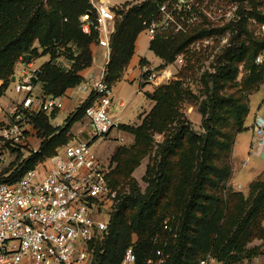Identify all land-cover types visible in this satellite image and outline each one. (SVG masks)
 Segmentation results:
<instances>
[{
	"label": "trees",
	"instance_id": "16d2710c",
	"mask_svg": "<svg viewBox=\"0 0 264 264\" xmlns=\"http://www.w3.org/2000/svg\"><path fill=\"white\" fill-rule=\"evenodd\" d=\"M161 1L148 0L136 5L126 2L123 5L131 6L126 12L114 8L119 18L115 21L110 61L105 73V82L111 89L123 79L135 55L137 38L146 28L145 22L159 18ZM87 14L92 19L94 9L89 0H0V82L6 85L11 80L16 63L34 53L33 45L38 42L53 58L58 44L73 43L80 51L72 55L73 66L68 71L59 68L52 60L43 66L39 81L43 84L44 96L63 97L82 84L85 80L83 72L93 64L91 46L97 44L95 32L87 35L82 31L80 19ZM241 16L239 22L229 26L232 35L229 46L219 57V66L207 75L211 92L200 111L203 132H189L183 124L178 133L167 139L165 149L161 148L159 153V163L149 172L150 185L144 193L131 174L150 150V139L144 132L146 123L158 120V126L163 128L170 119L173 100L183 94L171 90L156 98L159 105L151 118H145L141 127L120 126L121 130L135 132L139 142L134 149L120 150L116 156L118 169L109 181L114 188L119 190L121 187V202L110 221L109 236L103 244L96 246L92 264H120L130 246H134L138 264H142L153 250L152 239L160 227L163 229L168 214L175 217L172 226L177 237L171 238L166 248L169 255L167 264H198L209 254L220 264H237L244 255L248 259L256 255V252L247 250V245L257 237L262 238L263 234L260 225L264 219V171L251 183V195L246 201L240 199L232 186L225 190L221 187L232 177V165L227 156L232 153L235 136L242 131L250 114L247 96L225 102L219 92L224 75L237 77L239 73H232L228 62L237 56L238 63H244L245 70L251 73L245 80V89L249 93L257 91L264 80V64L256 63V58L264 51V39L253 37L246 29L245 15L242 13ZM251 18L264 25V13L256 7ZM196 29L167 40L158 38L151 42L150 49L166 64L172 63L195 40L204 36L205 32ZM244 35L249 42L243 39ZM4 89L5 86L0 87V97ZM146 96L150 98L149 94ZM95 99L96 94L92 92L59 127L51 124L57 110L31 117L38 137L43 140L42 145L37 152L30 151L23 160V170H16L5 179L16 181L53 157L71 140L72 127L85 116ZM224 103L231 108L234 120L226 134L219 125ZM186 131L198 143L190 169L185 167V155L180 152ZM12 152L19 154L21 159L20 149H12ZM126 186L130 192L124 195ZM236 201L240 205L237 206ZM134 235L138 239L133 244Z\"/></svg>",
	"mask_w": 264,
	"mask_h": 264
},
{
	"label": "built area",
	"instance_id": "2783aa9c",
	"mask_svg": "<svg viewBox=\"0 0 264 264\" xmlns=\"http://www.w3.org/2000/svg\"><path fill=\"white\" fill-rule=\"evenodd\" d=\"M193 0H162L159 18L145 22L144 33L152 42L188 33L196 26L197 11ZM94 9L81 17L82 31L96 33L97 45L111 54V38L117 14L112 6L91 0ZM181 67L183 54L176 58ZM264 64V53L256 58ZM106 68L93 85L82 83L77 90L96 99L85 112L92 128V139L73 140L58 149L42 169L26 172L16 181L0 182V264H92L97 244L109 236L112 215L121 202L119 190L109 181V168L94 148L93 139H104L113 133L121 138L120 122L112 115L113 90L105 82ZM36 70L23 66L15 76L14 89L23 99L4 106L0 98V147L29 148L27 133L31 117L40 112L52 113L63 108L61 97H34ZM141 83L154 82L158 76L151 65L142 67ZM87 96V97H88ZM122 139V138H121ZM30 149V148H29ZM36 152L37 150H31ZM264 151V117L253 122L251 155L261 158ZM249 159L243 165L247 166ZM7 176L6 178H8ZM241 188V186H239ZM177 237L171 222L152 239L153 250L142 264H167V246ZM210 256L198 264H211ZM120 264H138L134 246H130Z\"/></svg>",
	"mask_w": 264,
	"mask_h": 264
},
{
	"label": "rangeland",
	"instance_id": "374dc122",
	"mask_svg": "<svg viewBox=\"0 0 264 264\" xmlns=\"http://www.w3.org/2000/svg\"><path fill=\"white\" fill-rule=\"evenodd\" d=\"M127 1L128 0H107L110 6L123 12H126L131 6L117 5L124 4ZM145 1L148 0H131L130 4L136 5ZM89 2H91V0H89ZM192 4L198 15L194 28L197 27L196 30L203 31L205 34L201 38L199 37L195 40L182 53L185 56L186 64L181 67L176 63L175 59L174 62L169 64L162 61L163 63L160 65H155L145 59H141L139 65L141 67L150 64L153 65L154 68H156L158 78L153 83H141V77H139L140 83L137 81L133 84H125L118 94L115 89L113 91L116 100H123L127 107L118 109L114 101L112 105V115L118 114L122 117L121 126L126 125L133 128L141 127L145 118H151L153 110L159 105L156 98L160 95H164L171 90H176L183 94L180 98L178 97L173 100L169 111L170 119L164 124L163 128L158 126V120H155L153 123H146L144 132L149 136L150 150L147 155L140 160L139 165L131 174V178L136 181L139 189L143 193L150 185L149 172H151L155 164L159 163L161 159L159 153L161 152V148L165 147L167 139L171 138L172 134L178 133V129H180L183 124L185 129L189 132L190 130L197 133L203 132L202 114L200 111L203 103L207 101L211 92V84H208L207 75L216 71L219 66V57L229 46V39L232 35L231 29L229 28L230 24L239 22L242 17L241 14L243 13L245 15L244 23L246 24L247 31L253 37L264 39V25L251 18L254 7H256L258 11L264 13V0H193ZM243 39L249 42L247 35H244ZM94 45L95 44L91 46V49ZM32 49L35 51L34 53L28 54L29 58L25 56L16 63L13 76L18 75L23 66H31L33 70H36V75L38 72H41L42 75L43 66L51 60L62 70L68 71L73 66V61L71 59L72 55L80 53L79 49L73 43H68L64 46L63 44L55 46L56 57L54 58L51 54L45 53L46 49L42 48L38 42L33 45ZM262 53H264V51H262L261 54ZM150 57L153 58L152 55ZM109 61L110 58H106V69ZM144 61L145 64L143 65ZM238 61L239 57L235 56L228 62V66L232 68V73H239L237 77L224 75L220 82L219 92L225 99V102L230 99L237 100L241 96H247L250 105V114L242 131L235 136L236 142L232 148V153L229 157L227 156L232 165V177L228 182H223L221 187L225 190L229 186H232L235 193L241 197L240 199L246 201L251 195V183L264 171V160L251 155L253 139H251V136L249 138V135L241 136V134L247 130V122L250 123L256 113L264 117V80L256 88V90H258L254 93L246 91L245 80L250 78L251 73L245 70L244 63H238ZM39 80L40 78L35 83L34 90V97L37 101L45 97L43 93V84ZM89 80L87 77L83 83ZM13 83L12 78L6 85L4 82H0V87L5 86L4 94L0 97L3 100L4 106H11L23 99V95L15 92ZM146 94H149L150 98H148ZM73 96L83 98L85 95L76 89L73 91ZM63 113H65V111L61 109L54 123L60 122ZM163 114L164 113H162L161 116H163ZM189 123L190 125L187 127ZM233 124L232 110L228 104H225L221 111L219 125L226 134ZM188 131H186V137L181 141L180 152L185 155V167L190 169L192 164H194L192 157L196 156L198 143L188 135ZM230 132L231 130L229 134ZM117 137L118 135L113 133L104 139H98V141L93 139L95 142L94 148L109 168L110 178L113 172L118 169V162L116 161L118 152L120 150H132L139 142L135 132L121 130L122 139H117ZM69 138L71 139L69 142L73 140L82 141L92 139V128L86 116L72 127ZM222 139H224V135ZM164 149L165 148H163V150ZM30 151L31 149L25 147L23 151L21 150L23 155L21 159H19V154H14L12 149L8 150L7 147L1 146L0 179L10 176L13 172H16V170H23L22 162L29 156ZM247 159H249V164L244 166L243 163ZM223 161L225 162L226 159ZM45 162H47V160ZM42 166L44 167L43 163ZM239 186H241V188ZM119 190L121 191V187H119ZM129 192V187L126 186L123 194H129ZM166 202L167 201H165V203ZM236 204L238 206L240 202L236 201ZM113 216L114 214L112 218ZM165 221L174 224V215L168 214L164 222ZM260 228L263 230V234L261 235L262 238L257 237L247 245V250L256 252V255L250 259L246 258V255H244L243 260L237 264H264V219L261 221ZM161 230L160 227L157 233ZM137 239L138 236L134 235L132 243H136ZM208 256H210V254L206 257ZM211 264L220 263L212 259Z\"/></svg>",
	"mask_w": 264,
	"mask_h": 264
},
{
	"label": "crops",
	"instance_id": "0c3cea01",
	"mask_svg": "<svg viewBox=\"0 0 264 264\" xmlns=\"http://www.w3.org/2000/svg\"><path fill=\"white\" fill-rule=\"evenodd\" d=\"M102 2V0H100ZM131 0H128L127 2H130ZM105 3H108L107 0H104ZM109 4V3H108ZM125 4V3H124ZM123 4L117 5V6H121ZM151 46V41L149 40L148 36L142 32L136 41V49H135V55L133 56V59L128 67V69L126 70L124 77L121 81H119L118 83H116L112 90L114 91V89L116 90L117 94L121 92V88L124 87L125 84H133L135 82L138 81V83H140V75H141V66L140 61L141 59H145L155 65H160L162 62V60L157 57L153 51H151L150 49ZM93 50V64L90 68H88L87 70H85L83 72V77L85 79H87L89 81H86L87 84L89 85H93L96 80L99 78V75L102 73L103 69L105 68V62H106V58H107V51L106 49L98 46L97 44H95L92 47ZM152 55L153 58H151L150 56ZM151 65V64H150ZM153 66V65H151ZM154 67V66H153ZM139 79V80H138ZM139 85V84H138ZM76 90L72 89L69 90L65 96L61 97L62 102H63V108L62 110L65 111V113H63V117H61V120L59 123H54V121H56V118L59 116V112L60 110H57L56 113V117L54 119L51 120V124L54 127H59L62 126L65 123V120L67 119V117L74 112L87 98V94L84 93V97L80 98L77 96H73V91ZM114 103L116 104V108L118 109H124L127 107L126 103L123 100H116V97H114ZM9 106V105H8ZM47 114H51V113H47ZM256 115H258L257 113L255 114L253 120L248 123L247 122V130H245L244 133L241 134V136H248L251 139H253V122L254 119L256 117ZM260 115V114H259ZM114 116L117 118V120H119L120 124H121V116L118 114H114ZM42 139H40L38 137V130L31 125L29 127L28 133H27V142L29 144V148L31 150H39L41 145H42ZM60 149V148H59ZM36 151V152H37ZM38 169H42V165L38 167Z\"/></svg>",
	"mask_w": 264,
	"mask_h": 264
},
{
	"label": "water",
	"instance_id": "95a60500",
	"mask_svg": "<svg viewBox=\"0 0 264 264\" xmlns=\"http://www.w3.org/2000/svg\"><path fill=\"white\" fill-rule=\"evenodd\" d=\"M102 2H104V0H102ZM26 58H29V55H26ZM41 76V72H38V74L36 75V77L33 78V83H36L37 80L40 78ZM12 81H15V76L12 77ZM261 159L264 160V151L261 154Z\"/></svg>",
	"mask_w": 264,
	"mask_h": 264
}]
</instances>
